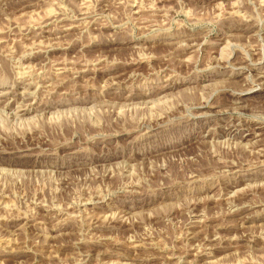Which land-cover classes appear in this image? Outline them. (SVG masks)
<instances>
[{
	"label": "rangeland",
	"instance_id": "rangeland-1",
	"mask_svg": "<svg viewBox=\"0 0 264 264\" xmlns=\"http://www.w3.org/2000/svg\"><path fill=\"white\" fill-rule=\"evenodd\" d=\"M0 264H264V0H0Z\"/></svg>",
	"mask_w": 264,
	"mask_h": 264
},
{
	"label": "bare ground",
	"instance_id": "bare-ground-1",
	"mask_svg": "<svg viewBox=\"0 0 264 264\" xmlns=\"http://www.w3.org/2000/svg\"><path fill=\"white\" fill-rule=\"evenodd\" d=\"M7 93V92H5ZM2 95H5V94H2ZM154 101V100H153ZM26 109V108H25ZM23 110V109H22ZM24 111V110H23ZM31 110L27 109L24 113H29Z\"/></svg>",
	"mask_w": 264,
	"mask_h": 264
}]
</instances>
